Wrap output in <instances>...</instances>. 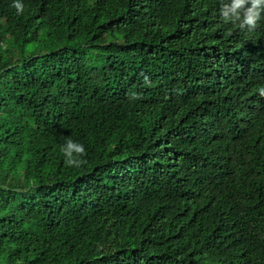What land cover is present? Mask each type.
Masks as SVG:
<instances>
[{
  "label": "trees",
  "instance_id": "1",
  "mask_svg": "<svg viewBox=\"0 0 264 264\" xmlns=\"http://www.w3.org/2000/svg\"><path fill=\"white\" fill-rule=\"evenodd\" d=\"M14 2L0 264H264V18L241 30L220 0Z\"/></svg>",
  "mask_w": 264,
  "mask_h": 264
},
{
  "label": "clouds",
  "instance_id": "2",
  "mask_svg": "<svg viewBox=\"0 0 264 264\" xmlns=\"http://www.w3.org/2000/svg\"><path fill=\"white\" fill-rule=\"evenodd\" d=\"M220 16L225 23H231L238 26L241 30H254L258 22L264 18V0H220ZM13 7L18 12L22 11L23 5L19 0H15ZM146 82L147 78H146ZM259 94L264 96V86L258 89ZM132 98H138L132 94ZM61 151L65 156V164L68 167L79 168L87 161L83 159L87 155L86 149L82 143L73 141L71 138L61 146Z\"/></svg>",
  "mask_w": 264,
  "mask_h": 264
}]
</instances>
